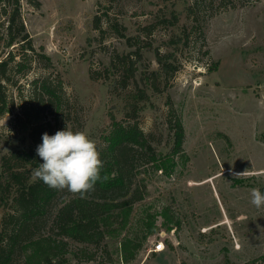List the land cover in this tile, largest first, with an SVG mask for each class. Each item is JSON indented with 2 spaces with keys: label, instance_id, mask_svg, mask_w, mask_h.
Returning <instances> with one entry per match:
<instances>
[{
  "label": "rangeland",
  "instance_id": "1",
  "mask_svg": "<svg viewBox=\"0 0 264 264\" xmlns=\"http://www.w3.org/2000/svg\"><path fill=\"white\" fill-rule=\"evenodd\" d=\"M38 1L21 0L35 52L5 82L13 105L0 117V179L3 155L66 127L100 151L112 121L137 124L157 155L172 149L176 115L184 131L167 173L138 156L133 181L145 193L126 223L113 217L96 245L70 241L64 264H264V206L250 195L264 186V0ZM3 32L0 60L11 49ZM43 77L61 80V104L31 110L32 81ZM29 109L30 121L17 116ZM23 261L15 254L11 264Z\"/></svg>",
  "mask_w": 264,
  "mask_h": 264
},
{
  "label": "trees",
  "instance_id": "2",
  "mask_svg": "<svg viewBox=\"0 0 264 264\" xmlns=\"http://www.w3.org/2000/svg\"><path fill=\"white\" fill-rule=\"evenodd\" d=\"M26 1L36 8L40 6L38 0ZM1 18L0 32L3 28L4 46L11 49H7L6 56L0 60V117L12 111L13 99L9 101L5 91L10 72L28 71L34 58L32 53L35 52L21 15V0H0ZM17 47L23 54L21 59H16L18 55L13 49ZM40 54L38 56L43 57L46 65L50 66V57ZM158 62L168 72L167 62L160 58ZM62 91L60 79L56 84L48 77L35 79L32 81L28 106L31 110L39 105L57 107L62 101ZM19 114L26 118V122L37 112L31 113L29 109L22 110L17 116ZM173 125L171 151L157 155L137 124L112 121L105 135V145L100 149L104 163L101 176L107 175L109 178L97 181L95 189L88 192L85 198L67 189H64L67 190L64 193V190L50 188L42 180L34 178L33 170L42 163L34 143L3 155L1 166L5 175L0 179V205L6 207L9 199L11 202L10 211L1 219L0 264H11L15 254L22 255L24 264H64L69 252L66 246L70 241L96 245L105 236L102 226L112 224L113 217H120L124 225L131 206L143 199L145 193V185L133 181L135 168L137 171L140 163L138 156L149 154L148 160L154 168L167 173L174 164L170 155L182 150L184 131L180 115H176ZM33 132L32 141L37 143ZM258 189L264 193V186ZM46 223L49 224L46 233L35 236L32 230ZM154 230L155 227H151L147 232Z\"/></svg>",
  "mask_w": 264,
  "mask_h": 264
},
{
  "label": "clouds",
  "instance_id": "3",
  "mask_svg": "<svg viewBox=\"0 0 264 264\" xmlns=\"http://www.w3.org/2000/svg\"><path fill=\"white\" fill-rule=\"evenodd\" d=\"M36 154L43 163L33 170L34 178L56 190L67 189L85 198L88 192L95 189L97 181L109 178L101 176L104 163L97 142L85 131L74 132L66 127L54 135L44 133ZM244 174L246 171L237 175ZM250 195L255 207L264 206V193L259 189H252Z\"/></svg>",
  "mask_w": 264,
  "mask_h": 264
},
{
  "label": "built area",
  "instance_id": "4",
  "mask_svg": "<svg viewBox=\"0 0 264 264\" xmlns=\"http://www.w3.org/2000/svg\"><path fill=\"white\" fill-rule=\"evenodd\" d=\"M165 248V244L163 239H159L156 241V243H153V251L160 252Z\"/></svg>",
  "mask_w": 264,
  "mask_h": 264
}]
</instances>
